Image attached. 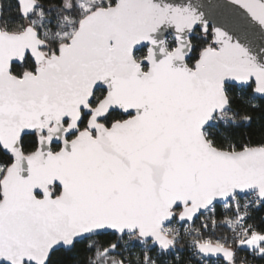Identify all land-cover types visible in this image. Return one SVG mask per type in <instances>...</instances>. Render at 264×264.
I'll list each match as a JSON object with an SVG mask.
<instances>
[{"label": "snow or ice", "instance_id": "obj_1", "mask_svg": "<svg viewBox=\"0 0 264 264\" xmlns=\"http://www.w3.org/2000/svg\"><path fill=\"white\" fill-rule=\"evenodd\" d=\"M0 264H264V0H0Z\"/></svg>", "mask_w": 264, "mask_h": 264}]
</instances>
